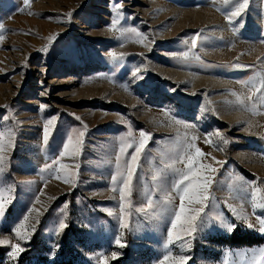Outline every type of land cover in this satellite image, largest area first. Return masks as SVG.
<instances>
[{
  "label": "rangeland",
  "instance_id": "374dc122",
  "mask_svg": "<svg viewBox=\"0 0 264 264\" xmlns=\"http://www.w3.org/2000/svg\"><path fill=\"white\" fill-rule=\"evenodd\" d=\"M239 2L0 0V132L16 133L0 165V196L10 201L0 238L25 249L13 258L0 245V264H99L101 253L109 264H156L167 253L187 264H264V209L253 208L264 200L251 190L264 193V0L229 21ZM141 130L151 134L143 146ZM70 133H83L80 153L62 157L61 170L55 158ZM198 152L200 171L187 162ZM209 163L217 171L200 214ZM237 176L256 184L236 187ZM147 203L151 212L137 210ZM181 205L193 238L166 245ZM26 213L27 241L13 232ZM234 232L244 245L228 241ZM254 236L262 240L249 244Z\"/></svg>",
  "mask_w": 264,
  "mask_h": 264
},
{
  "label": "snow or ice",
  "instance_id": "6c2138e0",
  "mask_svg": "<svg viewBox=\"0 0 264 264\" xmlns=\"http://www.w3.org/2000/svg\"><path fill=\"white\" fill-rule=\"evenodd\" d=\"M224 2L226 3L227 0H224ZM248 3H249V0H240L237 7L234 9V11L231 13V15L227 19L230 21L233 16L238 15L241 11H243L247 7ZM70 16H71V12L69 13V17ZM117 23H118V21L114 19L111 21V24L109 25V27L114 28L117 25ZM132 31H135V29H132ZM56 35L57 34H54L53 36L49 37L50 41H53L54 38L56 37ZM140 42L143 43V40H141ZM196 44H197V37L195 35H193L191 38V45L193 47H195ZM110 54L113 57H117V56L121 55L120 53H117L115 51H112ZM179 55L181 57L187 58L189 56V52H187V51L180 52ZM262 86H264V85H262ZM261 100L264 101V97H262ZM44 107H45V105H43V104L40 105V108H44ZM56 119L57 118L55 116H52L50 119H48L44 122L42 131H43V140L45 142L48 141L49 136H50L51 132L53 131V125H54ZM129 135H130V133H129ZM140 135L142 137L140 139V144H141V146H143V144L145 143V141L149 138V136L151 134L147 133L144 130H141ZM217 135H219V133H217ZM15 136H16L15 132H9L8 136L6 138L5 133L0 132V165H3V162L5 160V153L8 151V149L14 147V137ZM82 136H83V133H80L75 138H73L72 133L69 134L68 138L66 139V142L63 144L61 152L55 158V162L58 164V166L61 170L69 168V166L67 164L61 163L62 157H66V156L71 157L72 153H76L77 155L80 153L81 143L79 141L81 140ZM130 142L131 141H129V143ZM209 142L210 141H208V140L205 141V143H209ZM225 143H227V141H225ZM137 152L139 153V149H137ZM200 154H201L200 152L196 153L195 155H193L190 158V160L187 161L189 164V168L196 169L197 171H200V168L198 167V165L203 164L200 162V159H198ZM213 159L215 160L216 158L213 157ZM132 163H133V165H135V163H136V157L135 156L132 157ZM45 167H47V166H45ZM216 171H217V169L214 168L213 165L209 163L208 168H207V172L209 175L205 181V188L207 190L204 191V193H203L204 199L197 201L198 203H200L201 209H202L200 214L205 211L203 205L205 204V202L207 201V199L210 195L209 187L213 182V176L216 174ZM131 175H132V168L129 167L128 176L130 177ZM234 181L236 182L235 183L236 187H242L243 189H246L248 187V185H255L256 184L255 180L245 181L243 176L235 177ZM127 186H128V181H125V188H127ZM229 187L232 188L233 185L230 184ZM251 190H254L253 191L254 196H255L256 192H259L261 195L257 198L264 200V193H262L259 188L252 187ZM9 203H10L9 200L5 199L3 196H0V214H3V212L5 210V206ZM225 204H226L227 209L231 210L232 216H234L238 220L243 219L244 222L248 226L252 227V225L250 223H247V217H241V215L237 212V209L233 206L232 203H228L227 201H225ZM256 207L264 209V204H253V208H256ZM137 210L143 211V212H151L152 205L150 203H147V204L140 206ZM40 211H41L40 208H29L28 209V213L35 212L37 214V216H39ZM105 211H107L110 215L113 214L112 210H110V209H105ZM182 213H183V205H181L180 211L176 213L175 220L171 221V233L165 241L166 245L169 244L170 240L173 241V238L178 236L180 233L185 234L187 232L193 238V235L195 232V225H193L191 228H188V229L183 228L180 224V219H181ZM129 215H130V201L127 199H124L122 197V204L120 205V216H119V223H120L122 228H128L130 226ZM215 219L218 221H221L222 223H227V221L224 219L223 213L217 215L215 217ZM257 219L260 221L261 225H264V218L258 216ZM27 220H28V214L26 213L24 216V219L20 220L17 227H15L13 229V232L17 233V234H19L20 232L26 233V235L23 236V240H25V241H27L31 237V234H32L31 232L28 231L29 228L26 227V221ZM65 226H66V224H65L64 220H61V222L57 228V231L62 230ZM232 227H234V225H229V229H231ZM32 229L34 231V228H32ZM260 231L264 232V227H261ZM115 243L121 247H123L125 244V242H123L119 237H117V239L115 240ZM0 245L9 246L11 248V251L9 253H7V255L10 257H13V258L18 257L20 253L25 251V249L21 246L20 243H11V242H9V240L7 238H0ZM186 246L191 247V244L187 243V241H186ZM261 252L264 253V249H262ZM119 255H120V253L117 251H113L110 254V256L112 258H115ZM189 259H190V257L187 255L173 256L172 253H167L158 262H156V264H187V261ZM100 262H102V264H109V257L104 255L103 253H101L100 257H99V264H100Z\"/></svg>",
  "mask_w": 264,
  "mask_h": 264
},
{
  "label": "trees",
  "instance_id": "16d2710c",
  "mask_svg": "<svg viewBox=\"0 0 264 264\" xmlns=\"http://www.w3.org/2000/svg\"><path fill=\"white\" fill-rule=\"evenodd\" d=\"M246 238L245 235H241V234H238L237 232H234L232 234V236H230L228 238V241L231 242L232 244H236V245H244L246 242V240H244ZM251 239V238H250ZM248 240L249 241V244H254V243H257V242H260L262 240V237L260 236H254L252 237L251 240Z\"/></svg>",
  "mask_w": 264,
  "mask_h": 264
}]
</instances>
